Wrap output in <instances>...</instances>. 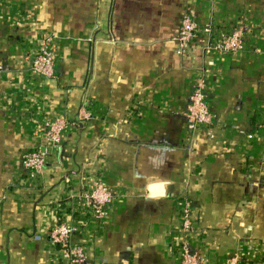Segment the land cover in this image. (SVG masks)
Listing matches in <instances>:
<instances>
[{
    "label": "crops",
    "instance_id": "0c3cea01",
    "mask_svg": "<svg viewBox=\"0 0 264 264\" xmlns=\"http://www.w3.org/2000/svg\"><path fill=\"white\" fill-rule=\"evenodd\" d=\"M186 14L208 30L180 52ZM234 31L243 48H212ZM48 38L52 77L30 68ZM197 83L211 123L192 130ZM263 113L264 0H0V264H67L57 221L90 264H180L184 200L205 264H264ZM97 179L102 218L82 196Z\"/></svg>",
    "mask_w": 264,
    "mask_h": 264
},
{
    "label": "built area",
    "instance_id": "2783aa9c",
    "mask_svg": "<svg viewBox=\"0 0 264 264\" xmlns=\"http://www.w3.org/2000/svg\"><path fill=\"white\" fill-rule=\"evenodd\" d=\"M208 29L202 28L188 15L181 19L177 39L180 45L179 51L183 52L188 44L201 31ZM239 31L221 35L213 44L212 48L217 52H235L243 47ZM31 71L44 77L54 75V53L51 46V40L48 38L36 51L31 59ZM189 128L194 130L211 123V113L202 93V84L197 83L193 87L190 101L188 104ZM54 122L49 127L48 140L50 144L56 145L61 136V131L65 124ZM260 127L264 131V113L261 118ZM22 165L32 178L39 176L45 166V160L39 151H28L24 153ZM83 198L93 209L96 218H102L105 215V207L112 201L113 193L103 181L97 179L91 190L82 193ZM180 223L178 232L181 236L179 241L180 264H205V260L199 255L191 244L193 236V224L190 219V203L184 200L180 202ZM76 233V227L63 221L55 222L49 231L50 243L55 247L57 258L66 261L67 264H90L86 261L84 248L81 244L75 243L73 237ZM237 256L231 257L225 264H239Z\"/></svg>",
    "mask_w": 264,
    "mask_h": 264
},
{
    "label": "water",
    "instance_id": "95a60500",
    "mask_svg": "<svg viewBox=\"0 0 264 264\" xmlns=\"http://www.w3.org/2000/svg\"><path fill=\"white\" fill-rule=\"evenodd\" d=\"M160 183H154L153 185H151V189H159L160 190Z\"/></svg>",
    "mask_w": 264,
    "mask_h": 264
},
{
    "label": "rangeland",
    "instance_id": "374dc122",
    "mask_svg": "<svg viewBox=\"0 0 264 264\" xmlns=\"http://www.w3.org/2000/svg\"><path fill=\"white\" fill-rule=\"evenodd\" d=\"M51 40V39H50ZM243 48V47H242Z\"/></svg>",
    "mask_w": 264,
    "mask_h": 264
}]
</instances>
